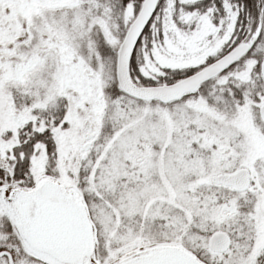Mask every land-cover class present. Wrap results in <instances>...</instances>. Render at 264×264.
Returning a JSON list of instances; mask_svg holds the SVG:
<instances>
[{"label":"snow or ice","instance_id":"6c2138e0","mask_svg":"<svg viewBox=\"0 0 264 264\" xmlns=\"http://www.w3.org/2000/svg\"><path fill=\"white\" fill-rule=\"evenodd\" d=\"M0 264H264V0H0Z\"/></svg>","mask_w":264,"mask_h":264}]
</instances>
